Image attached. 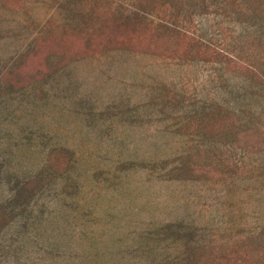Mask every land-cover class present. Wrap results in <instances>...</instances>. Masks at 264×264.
<instances>
[{
	"label": "rangeland",
	"instance_id": "1",
	"mask_svg": "<svg viewBox=\"0 0 264 264\" xmlns=\"http://www.w3.org/2000/svg\"><path fill=\"white\" fill-rule=\"evenodd\" d=\"M0 264H264V0H0Z\"/></svg>",
	"mask_w": 264,
	"mask_h": 264
}]
</instances>
